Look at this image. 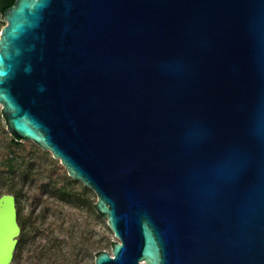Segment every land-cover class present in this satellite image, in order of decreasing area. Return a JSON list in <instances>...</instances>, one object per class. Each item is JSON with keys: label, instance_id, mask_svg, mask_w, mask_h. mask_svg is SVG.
Masks as SVG:
<instances>
[{"label": "water", "instance_id": "obj_1", "mask_svg": "<svg viewBox=\"0 0 264 264\" xmlns=\"http://www.w3.org/2000/svg\"><path fill=\"white\" fill-rule=\"evenodd\" d=\"M4 20L7 129L97 193L118 240L95 264H264V0H15Z\"/></svg>", "mask_w": 264, "mask_h": 264}, {"label": "rangeland", "instance_id": "obj_2", "mask_svg": "<svg viewBox=\"0 0 264 264\" xmlns=\"http://www.w3.org/2000/svg\"><path fill=\"white\" fill-rule=\"evenodd\" d=\"M6 21L0 13V32ZM1 113V108H0ZM14 134L7 129V119L1 113L0 121V173L13 174L16 180L31 171L35 181L24 187L25 201L32 204L41 198L40 207L50 209L47 225L55 224V234L60 240L57 254L45 259H38L34 252L22 256L21 261L10 264H94L97 251L112 250L118 240L103 218L94 208L97 193L82 181L71 177L60 159L55 158L50 150L42 148L32 140L13 141ZM14 168H9V163ZM51 183L53 187L65 186L69 191L80 193L85 199L83 206L75 204V199L61 198L58 194L50 197L51 188L42 186Z\"/></svg>", "mask_w": 264, "mask_h": 264}, {"label": "flooded vegetation", "instance_id": "obj_3", "mask_svg": "<svg viewBox=\"0 0 264 264\" xmlns=\"http://www.w3.org/2000/svg\"><path fill=\"white\" fill-rule=\"evenodd\" d=\"M10 180L16 181L15 192H10L9 187L11 182L0 184V197L6 194H11L15 197V207L17 212V221L19 225L18 242L20 243L21 258L25 254L33 253L38 259L50 257L56 251L58 237L55 234V224L47 225V220L50 217V209L48 207H40L42 199H35L32 204H28L25 199L27 195L24 193V187L29 182L35 181V175L31 171L23 174L20 181L16 180L13 174L9 175ZM42 186L50 187L52 195H59L61 198L65 191L70 193V197L75 199V204L83 206L85 199L80 196V193L69 191L65 186L53 187L51 183L45 182ZM67 197V198H70ZM6 208L0 205V230L4 227ZM98 254V253H97ZM96 254V256H97ZM95 256V258H96ZM14 261V260H12ZM16 262V261H15ZM95 264V262H94Z\"/></svg>", "mask_w": 264, "mask_h": 264}, {"label": "trees", "instance_id": "obj_4", "mask_svg": "<svg viewBox=\"0 0 264 264\" xmlns=\"http://www.w3.org/2000/svg\"><path fill=\"white\" fill-rule=\"evenodd\" d=\"M15 2V0H0V13L1 15L4 17V12L5 10L10 7L13 3ZM2 113V112H1ZM1 113H0V121H1ZM21 138L18 137L17 135L14 134V139L13 141H16V142H20ZM9 168H11V170L14 168V164L12 162L9 163ZM11 182L12 184L10 185L9 187V191L10 192H15L17 191L15 188L17 186L16 184V181L15 180H10L9 179V175L5 172H1L0 173V184H7ZM63 197H70V193L68 191H65L63 194H62ZM94 208H96V205L94 203ZM99 215H101L103 218H105L104 215H102L100 212H98ZM60 240L58 239L57 240V245H56V251H54V255L57 254V251L60 247ZM20 243L18 242L17 243V246H16V250H15V254H14V257H13V260L14 261H21V251H20ZM101 250H99L97 253H99Z\"/></svg>", "mask_w": 264, "mask_h": 264}, {"label": "bare ground", "instance_id": "obj_5", "mask_svg": "<svg viewBox=\"0 0 264 264\" xmlns=\"http://www.w3.org/2000/svg\"><path fill=\"white\" fill-rule=\"evenodd\" d=\"M141 264H147L145 261H142Z\"/></svg>", "mask_w": 264, "mask_h": 264}]
</instances>
